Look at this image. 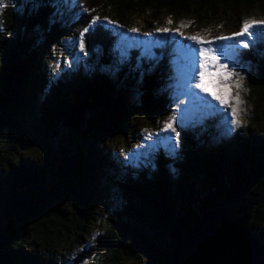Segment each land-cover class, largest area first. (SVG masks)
<instances>
[{
  "label": "trees",
  "instance_id": "obj_1",
  "mask_svg": "<svg viewBox=\"0 0 264 264\" xmlns=\"http://www.w3.org/2000/svg\"><path fill=\"white\" fill-rule=\"evenodd\" d=\"M14 1V6L7 1L0 11V264H58L64 258L58 251L76 250L92 232L90 251L75 264L82 258L132 248L141 251V264H170L175 244L199 216L247 203L256 204L248 230L264 247L259 231L264 228V123L255 113L248 123L229 133L212 121L221 119V109L208 107L205 101L196 109L192 126L198 137L212 138L205 151L187 153L186 162L176 151L152 145L157 153L154 161L140 162L135 168L127 163L119 176L114 175L119 172L117 157L107 153L103 144L116 141L126 146L135 140L137 121L125 103L131 92L138 94L136 112L142 124L149 126L167 117L164 99L173 96L167 92L164 97L161 91L170 88L180 72L160 61L147 63L142 55L144 42L136 47L126 31L139 29L149 40L153 27L171 26L165 16L172 21L183 16L209 27L220 25L219 29L234 23L232 27L238 30V19L253 10H264V0H77L89 12L82 8L74 25L89 28L84 33L90 54L87 62L95 64L97 71L81 75L71 88L64 82L66 75L54 76L61 70L48 65L49 59H42L41 52V45L46 52L57 50L69 31V21L58 14L62 0L55 4L52 0ZM15 6L23 11L16 13ZM93 16L98 19L89 24ZM250 33L251 40L244 35L237 42L221 43L226 54L235 52L244 62L249 75L244 82L250 95L264 106V32L258 36L253 29ZM241 40L249 48H240ZM82 99L96 101L98 106L78 130L71 131L79 137L72 154L61 149L33 158L18 152V146L43 151L46 145L39 136L54 140L60 133V110ZM32 114L38 115L35 138L24 123ZM212 128L219 131L217 136L208 135ZM184 137L186 142L194 139L188 133ZM189 146L196 148L192 143ZM50 178L52 185L46 186ZM108 184L122 194L121 208L106 219L109 224L102 229L96 226V210ZM139 205H146L149 213ZM131 219L149 223L153 230L169 236L170 244L153 242L126 222ZM126 239L131 240L130 245ZM65 244L69 247L64 248Z\"/></svg>",
  "mask_w": 264,
  "mask_h": 264
},
{
  "label": "rangeland",
  "instance_id": "obj_2",
  "mask_svg": "<svg viewBox=\"0 0 264 264\" xmlns=\"http://www.w3.org/2000/svg\"><path fill=\"white\" fill-rule=\"evenodd\" d=\"M7 1L10 2L13 6L15 5L14 0H5V3ZM59 5L61 9H59L58 14L61 15L63 21H69V31L65 33L63 38L59 41V46L57 47V50L53 52L48 50L49 52H46V49L43 48V46L41 45V52L43 55L42 59H49L47 63L48 65L52 66L58 71H63H60L59 74L56 73L54 76H58L61 74L66 75L67 78L64 79V82L66 83L68 88H71L74 85V81L81 75L87 76L88 73L91 74L93 72H96L97 70L95 68V64L91 66L88 65L87 61L88 59H90V54L86 51V48L84 52H81L79 50L80 40L82 39L84 42L85 37H80V33L83 29L75 26L74 23L77 21V18L81 15L82 7L78 6L77 0H67V3H65V0H62L59 1ZM1 9L2 8H0V11ZM22 9L23 8L21 6H15L16 13L20 14L23 11ZM164 18L165 20H171L170 16H165ZM248 19L264 20V10H253L249 13L248 17H244L242 20L240 17L237 22L241 25L242 22ZM103 20L104 19H101L100 21ZM189 21L191 23H188ZM182 23L187 26L180 27ZM168 24L171 26L159 27L167 28L168 32L166 33H157L155 31V28L153 27L152 32L149 34V40H146L144 38L143 34L139 32V29H137L136 32L126 31L125 35L129 36L130 41H132V43L136 47L139 46L142 42H144L142 48L144 53H142L141 48L140 51L143 57L146 59L147 63L153 65L160 61V64L165 65L167 67L176 66L180 72L176 77V80L170 86V88L161 91L164 97H166L167 92L173 96L172 99H164V107H168V116L165 118H159L158 121L154 120V123L149 126H146L145 124H142L140 122V115H138L136 112L138 104V94L133 92H131L130 94H124V96L128 94L125 103L130 109H132V112L134 113V121H137L136 124L138 127L135 130V140L130 144L129 142H127L128 144L126 146H123L120 142L116 141H106L105 143H103L106 152L112 155L114 154L117 157V165H115V167L118 169L119 172H117L118 174H114L115 176H119L122 173L120 170L128 168L127 163H129L132 168H135L136 165L139 166L140 162L142 163L146 161H154L157 153L155 152V149L152 147V145H159L160 148L166 146L167 148H169V150L176 151L177 154H180V159L186 162L187 153L192 156L194 153L200 155L202 151H205L208 145H211L212 138L203 140L202 138L198 137V134L196 135V133L193 132L194 130L192 128V126H194L193 115L197 112L196 109L200 107V105H202V103L205 101L208 102V107L221 109V119L218 120V117L212 120L217 121L216 125H218L221 130H224L229 133H232L235 130L233 129L231 124V108L227 105L222 107L217 101H213L207 93H201L198 89L192 88L191 84L188 83L189 81L194 82L195 79H198V76L196 74L199 73V49L201 46L205 48L212 47L216 50H219L222 57L221 62L230 65L228 70L233 72H239L240 75L244 78L245 76H249L248 72L245 69L246 65L244 64V62L241 61V59L234 55L236 53L227 52L226 54V51L223 50L221 42L226 43L231 39H215L216 37L231 36V34L235 33V30H237L232 27L235 24L233 23L230 26H228L229 24H226L223 29H219L220 25L215 27H209L207 25H201L200 23L193 21V19H188L183 16H179L175 19V21L171 20V23ZM253 29H256L258 36H261V34L264 32V27L254 26L250 30ZM239 30L240 27L237 32H239ZM194 34H198V38L200 39L199 45L195 41H190L187 39L188 36H192ZM21 35L22 34H20V37ZM34 35L35 39L39 40V34L36 31H34ZM240 37L241 36L235 37V42L240 40ZM31 38L32 37H29V39ZM183 41H186L187 45H184ZM206 41H211V43H206ZM157 51L164 53L158 55L156 53ZM180 60H183L184 62H181ZM59 63H61L60 67ZM209 70H211V68ZM214 83L215 77L209 78L208 76H206L203 81V84L205 85V87H207L208 92L218 93L220 90L213 86ZM242 87L246 91H242L240 93V98L244 101V103L240 105V107L243 108L244 111L241 112L239 115V126H243L245 123H248L252 117V114L254 113L259 118L260 123H264V106L258 101L257 96L250 95L249 88L244 82V79L242 82ZM236 91L237 90L235 88L231 89L233 95H235ZM57 106L58 105H52V108L58 111V109L60 110V106ZM170 116L175 117L172 122V129H175L176 131V135L174 137L171 134V129L163 128L165 121ZM202 117L205 116L202 115ZM37 118L38 115L32 114L31 117L26 118V120L24 121L25 126L28 129L30 128V135L34 138L36 135L35 133H37L38 135L37 130H39ZM71 131L72 130L70 129L60 127V133H56L55 136H53V138H55L54 140L50 138L51 141H49L48 138L42 139V137L39 136L38 140L43 141L44 145H46V148L42 147L43 151L39 153L35 152L33 149H25L19 146L18 152L23 157L28 156L33 158H40L45 153H53L61 149L68 150L72 154L76 146H78L79 137H76V135L71 133ZM185 133H188L194 139L186 142L187 138L184 137ZM218 133L219 131L217 129L212 128L211 131H209L208 135L212 137L217 136ZM146 137H150V139H146ZM195 139L199 142L193 143ZM189 143L194 144L196 148L191 149ZM181 147H185L183 148L182 152ZM126 156H130L131 159L126 161ZM163 156H166V154H164ZM171 173H173L174 175L179 174V172ZM192 181L193 183H197L195 179H192ZM46 182V186H48L49 183L50 185H52L51 178L50 181L46 180ZM108 185V191H106L105 196H101L102 204L99 206V209L96 210V213L98 214V216L96 217L98 219L96 226H101L102 229L108 226L109 224L106 219L113 218V214L116 212V209L121 208L120 205L122 194L116 189L114 185ZM139 206L145 213H149V208H147L146 205ZM72 212L70 211V216H73ZM152 215V217H154V214ZM126 222L132 225L134 229L144 234L153 242L159 243V241H162L161 244L165 246L170 244V237L166 236L163 232L159 231L158 229L153 230L149 223H142L138 219H131L130 221ZM259 231L263 232L261 238H263L262 241L264 242V228H260ZM90 235L91 236L89 238L87 235L85 236L84 242L76 250L66 252L65 250L63 251L61 249L60 251H58V254L62 253L64 255V258L58 264H75L77 258L87 255L86 251L91 249L95 233L92 232L90 233ZM63 239L64 238L61 239L60 244H62ZM126 243L130 245L131 240L126 239ZM68 247L69 246L65 244L64 248ZM141 255L142 253L141 251H139V249L134 250L132 248L125 252H105L99 256L90 257L89 259L82 258L78 264H141Z\"/></svg>",
  "mask_w": 264,
  "mask_h": 264
},
{
  "label": "water",
  "instance_id": "obj_3",
  "mask_svg": "<svg viewBox=\"0 0 264 264\" xmlns=\"http://www.w3.org/2000/svg\"><path fill=\"white\" fill-rule=\"evenodd\" d=\"M97 106L86 99L70 103L60 110L61 127L78 130ZM255 215L253 203L206 211L175 244L170 264H264V247L248 230Z\"/></svg>",
  "mask_w": 264,
  "mask_h": 264
},
{
  "label": "snow or ice",
  "instance_id": "obj_4",
  "mask_svg": "<svg viewBox=\"0 0 264 264\" xmlns=\"http://www.w3.org/2000/svg\"><path fill=\"white\" fill-rule=\"evenodd\" d=\"M53 4H55V0H52ZM67 3V0H65ZM5 5V0H0V8H3ZM83 8V5H81ZM84 12H89V9L83 8ZM98 17L93 16L89 24L94 23ZM108 23H112V21H107ZM166 23H171V20H167ZM188 23H191L190 21ZM187 25L181 24L180 27H186ZM264 27V20H255V19H248L242 22L240 25L239 32L232 33L229 37H216V40H225V39H234L235 37L247 35L248 39H252V34L250 33V29L253 27ZM89 28L85 27L81 33L80 37L84 36L85 32H88ZM132 32H136L137 29L132 28L130 29ZM157 33H166L168 32L167 28H157L155 29ZM148 35V33H145ZM190 41H195L198 45L200 44V39L198 38V34H194L192 36L187 37ZM206 43H211V41H206ZM249 44L245 43L243 40L239 42V47L243 49L249 48ZM79 50L81 52L85 51V44L83 40H80L79 43ZM199 73L196 74L198 79L195 81H189L188 83L191 84L192 88L198 89L201 93H207L213 101H217L222 107L227 105L231 108V124L233 129L239 126L240 118L239 115L241 112L244 111L243 108L240 107L244 103V101L240 98V93L242 91H246L242 87V82L244 77L240 75L239 72H233L228 70L230 65L221 62L222 57L219 50H216L212 47L205 48L203 46L199 49ZM211 68V70H209ZM208 76L209 78L215 77L214 87L218 88L220 91L218 93L208 92L207 87L203 84L205 77ZM235 88L237 91L235 95L232 94L231 89ZM175 117L170 116L165 121L163 128L164 129H171V134L174 137L176 135L175 129H172V122ZM146 139H150V137H146ZM131 159L130 156H126L125 160Z\"/></svg>",
  "mask_w": 264,
  "mask_h": 264
},
{
  "label": "bare ground",
  "instance_id": "obj_5",
  "mask_svg": "<svg viewBox=\"0 0 264 264\" xmlns=\"http://www.w3.org/2000/svg\"><path fill=\"white\" fill-rule=\"evenodd\" d=\"M63 128V127H62ZM68 129V128H67ZM70 130H72V129H70ZM72 131H74V130H72Z\"/></svg>",
  "mask_w": 264,
  "mask_h": 264
}]
</instances>
